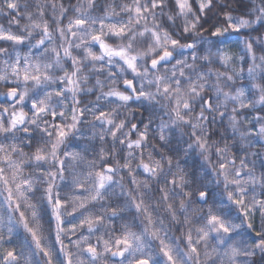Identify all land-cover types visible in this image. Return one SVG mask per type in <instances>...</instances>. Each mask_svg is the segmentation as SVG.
Listing matches in <instances>:
<instances>
[{
  "label": "clouds",
  "instance_id": "clouds-1",
  "mask_svg": "<svg viewBox=\"0 0 264 264\" xmlns=\"http://www.w3.org/2000/svg\"><path fill=\"white\" fill-rule=\"evenodd\" d=\"M0 264H264V0H0Z\"/></svg>",
  "mask_w": 264,
  "mask_h": 264
}]
</instances>
